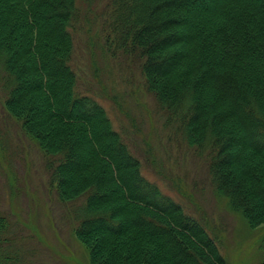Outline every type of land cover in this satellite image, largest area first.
Returning <instances> with one entry per match:
<instances>
[{
  "label": "trees",
  "instance_id": "obj_1",
  "mask_svg": "<svg viewBox=\"0 0 264 264\" xmlns=\"http://www.w3.org/2000/svg\"><path fill=\"white\" fill-rule=\"evenodd\" d=\"M78 9L0 0V62L5 109L48 159L59 200L84 198L75 236L90 264H227L208 230L144 178L102 105L77 92ZM107 11L109 47L141 58L146 91L189 147L210 151L215 191L250 228L263 225L264 0H110Z\"/></svg>",
  "mask_w": 264,
  "mask_h": 264
},
{
  "label": "rangeland",
  "instance_id": "obj_2",
  "mask_svg": "<svg viewBox=\"0 0 264 264\" xmlns=\"http://www.w3.org/2000/svg\"><path fill=\"white\" fill-rule=\"evenodd\" d=\"M109 6L110 0H78L69 62L77 92L102 105L144 178L208 230L227 264H262L264 224L250 228L215 191L210 151L189 147L146 91L141 58L109 47L100 28ZM5 76L0 62V264H90L75 236L84 198L59 200L48 159L5 109Z\"/></svg>",
  "mask_w": 264,
  "mask_h": 264
},
{
  "label": "bare ground",
  "instance_id": "obj_3",
  "mask_svg": "<svg viewBox=\"0 0 264 264\" xmlns=\"http://www.w3.org/2000/svg\"><path fill=\"white\" fill-rule=\"evenodd\" d=\"M93 98V97H92Z\"/></svg>",
  "mask_w": 264,
  "mask_h": 264
}]
</instances>
